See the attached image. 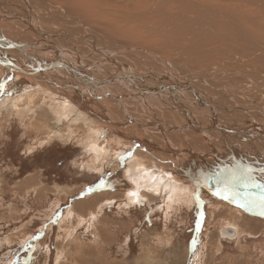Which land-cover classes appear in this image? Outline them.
I'll return each mask as SVG.
<instances>
[{"label":"bare ground","instance_id":"1","mask_svg":"<svg viewBox=\"0 0 264 264\" xmlns=\"http://www.w3.org/2000/svg\"><path fill=\"white\" fill-rule=\"evenodd\" d=\"M62 1L0 0V119L16 115L20 122L27 118L35 127L47 128L50 139H78L76 143L90 155L87 169L100 164L102 158L107 168H117L124 158L125 176L131 185L130 189L122 187L124 203L142 201L141 190L146 189L154 196L164 194L165 208H174L178 202H192L190 192L197 183L214 192L227 183L239 191L240 200L246 198L248 207L237 203L239 209L263 217L259 198L264 189L257 185L264 184V66L218 61L209 55L216 48L205 50L208 54L199 55L202 61L192 63L199 60L192 50L208 37L198 36L202 28L212 30L206 26L210 22L202 17L205 15L187 16L192 24H184L185 20L159 12L163 15L142 24L146 31L160 34L155 37L159 39L145 41L134 31L121 32L120 22L128 20L124 17H109L116 32H106L102 25L108 16L104 12L108 0H77V6L98 11L94 22L87 19L89 13L82 18L76 14L77 8L73 13L70 3ZM155 1L151 8L160 7ZM259 14L252 17L258 20L254 19L256 29L251 32L264 41ZM174 26L178 30L164 34ZM235 30L249 46H253L249 39L256 43L242 29ZM182 32L191 33L183 36L187 42L177 38ZM216 34L230 35V31ZM172 43H176L174 48ZM245 55L248 52L244 54L247 58ZM79 127L83 134L75 137ZM133 192L138 196L129 195ZM217 203L228 213L239 214L227 202ZM234 220L226 219L223 235L238 238L242 234Z\"/></svg>","mask_w":264,"mask_h":264},{"label":"rangeland","instance_id":"2","mask_svg":"<svg viewBox=\"0 0 264 264\" xmlns=\"http://www.w3.org/2000/svg\"><path fill=\"white\" fill-rule=\"evenodd\" d=\"M56 1L60 3L62 0ZM65 1L70 3L73 13H80L78 16L82 15V18H87L84 13H89L87 19L93 21L97 15L98 11H90L85 5L77 6V0H74L77 4L70 0L76 7H71L70 1L62 2ZM146 1L148 4L150 2L149 6ZM153 1L155 0H138L135 4V0H108L109 3L104 6V12L108 16L103 18L105 25L102 27L108 34L115 33L109 17H124L129 21L120 22L121 32L134 31L135 35L141 34L144 40L149 38L158 41L159 38L155 37L160 34L146 31L143 21L148 22L150 17L156 19L167 12L170 18L177 17L185 20L184 24H189L191 21L185 18L205 15L202 17L210 22L206 26L209 25L212 30L202 28L203 33L200 32L198 36L208 37L194 47L197 48L196 51L192 50L199 57V60L195 58L192 63L201 62L202 54L207 53L205 50L216 48L220 51L221 47L220 52L215 49L217 53L211 49L213 53L209 55L219 59L218 61L222 59L223 62L233 61L234 64L240 62L254 67L264 66V41L257 33L251 32L256 29L255 22L258 20L253 18L257 19L253 23L252 17L260 13L264 22V7L261 8L264 0H260L262 6L259 0H252L254 3L251 0L250 3L248 0H201L202 4L200 0H166L164 3V0H156L157 4H161L160 7L155 4L151 8ZM188 1L194 3L189 4ZM230 2L237 5L231 7ZM83 7L90 12L86 9L82 11ZM125 12L129 14L125 15ZM230 18L232 21H229ZM211 22L214 25L218 22L221 28L218 24L215 27ZM116 23L114 25H119ZM258 25L264 28L261 23ZM124 27H128V31L134 29L128 32ZM174 27H169L164 34L178 30L179 26ZM234 27L242 29L257 44L249 39L253 47L241 41L238 37L240 34L237 35ZM224 30L230 31V35L222 34ZM251 33L255 35L251 36ZM182 34L179 33L177 38L191 36L190 32ZM153 41L152 45L155 44ZM191 41L193 40L189 42ZM174 44L176 43L171 44L172 48ZM247 52L249 56L245 55V58L244 54ZM15 116L0 119V264H264V216H257L256 213L249 215L243 208L239 209L236 202L224 200L223 195H215L216 191L199 183L191 190L192 202L188 205L178 202L174 208H165V195L154 196L146 189L141 190L145 195L141 203H124L126 196L122 187L130 189L131 186L125 176L124 158L117 163V168L112 165L107 168L105 158H102L100 164H92L87 169L86 161L90 155L81 148L82 145L76 143L80 142L78 139H50L47 128L39 129L29 119L27 121V118L20 122ZM75 132V137L83 134L81 127ZM27 146L33 148L27 150ZM101 179L105 181V185L98 187ZM89 188L92 191H88ZM217 202H227L239 214L228 213ZM201 211L203 218L198 229L197 220L200 219ZM230 217L235 219L232 222H237L241 227L242 234L238 238L222 233V227L226 226V219ZM11 261L14 263H10Z\"/></svg>","mask_w":264,"mask_h":264},{"label":"snow or ice","instance_id":"3","mask_svg":"<svg viewBox=\"0 0 264 264\" xmlns=\"http://www.w3.org/2000/svg\"><path fill=\"white\" fill-rule=\"evenodd\" d=\"M250 171V170H249ZM105 185V181L103 179H101L98 183V187H103ZM258 187L264 189V184L262 185H257ZM244 187H248L247 184L244 185ZM88 191H92V188H89ZM130 196H138V193H129ZM215 195H223V197L225 199H232L233 202L239 203L242 207H248V203L246 202V198L245 201H242L239 199L240 197V193L239 191L236 190L235 186L231 185V184H225L222 188H219ZM134 203H141L142 201L140 199H137L135 201H133ZM259 206L261 207V215H264V194H262L259 198ZM199 217L200 219L197 220V228L199 229V227L201 226V221L203 218V212L201 211L199 213Z\"/></svg>","mask_w":264,"mask_h":264},{"label":"flooded vegetation","instance_id":"4","mask_svg":"<svg viewBox=\"0 0 264 264\" xmlns=\"http://www.w3.org/2000/svg\"><path fill=\"white\" fill-rule=\"evenodd\" d=\"M10 263H14V261L13 262L11 261Z\"/></svg>","mask_w":264,"mask_h":264}]
</instances>
